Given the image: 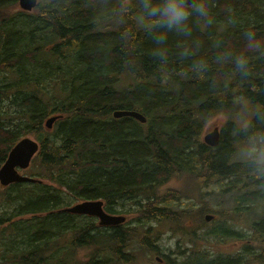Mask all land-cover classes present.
<instances>
[{
	"label": "trees",
	"instance_id": "16d2710c",
	"mask_svg": "<svg viewBox=\"0 0 264 264\" xmlns=\"http://www.w3.org/2000/svg\"><path fill=\"white\" fill-rule=\"evenodd\" d=\"M122 2L40 0L33 15L9 17L5 8L15 1L0 0V20L7 21L0 31V71L19 74L0 80V166L15 141L31 133L41 141L32 171L50 180L14 183L7 188L13 196L0 195L19 213L14 218L23 217L12 221L0 214V241L7 240L0 253L16 249L18 237L21 247L6 263L134 264L127 248L135 240L151 254L159 252L152 246L159 225L172 223L174 232L193 238L197 225L186 218L202 220L203 210L173 208L182 197L187 207L197 204L193 191L206 195L205 187L227 179L219 190L227 193L243 183L235 217L241 205L264 201V169L237 158L240 141L264 134V52L250 51L245 35L251 30L264 41V0H207L208 17L193 16L187 33L142 27L135 18L139 0H127L131 11L124 14ZM163 32L167 39L158 44ZM47 42L53 43L49 51ZM226 53L232 55L218 59ZM242 53L250 58L247 74L234 65ZM201 62L202 70L196 67ZM246 102L254 114L241 127L231 117ZM117 109L139 110L147 121L114 118ZM53 113L64 117L49 131L44 121ZM219 113L229 120L219 144L209 146L201 131ZM172 173L185 175L187 191L155 195ZM66 191L105 200L110 212H117L111 205L131 201L140 216L126 226L101 227L91 217H81L79 225V217L59 211ZM261 219L251 223L252 242L236 256L185 264H264ZM149 220L156 225L147 226ZM144 232L156 238L147 242ZM78 247L89 251L80 260Z\"/></svg>",
	"mask_w": 264,
	"mask_h": 264
},
{
	"label": "rangeland",
	"instance_id": "374dc122",
	"mask_svg": "<svg viewBox=\"0 0 264 264\" xmlns=\"http://www.w3.org/2000/svg\"><path fill=\"white\" fill-rule=\"evenodd\" d=\"M20 10V7L14 6L10 8L9 12L10 14H15ZM5 22L4 19L0 20V24H3ZM6 23L3 24L2 27H0L1 34H3L4 26ZM220 29H223L221 27ZM37 41V40H35ZM34 41V42H35ZM45 41V40H42ZM48 42H54L52 39ZM47 42V43H48ZM35 46V45H34ZM13 71V72H11ZM5 72V74H4ZM19 75L15 69H9L8 72L6 71H0V80L3 82H7L8 79ZM8 78V79H6ZM60 95H63L62 92H59ZM58 101L57 98H53L52 102ZM246 107L250 108L246 115L242 116L241 120L242 123L247 126V123H249L250 118L253 116V106L248 104ZM252 111V112H251ZM237 113H234L233 116H236ZM229 120V116L223 113H219L216 115L210 122H212V125L216 123H220V126H223L227 121ZM210 125V127L204 131L211 130L213 127ZM204 129V128H203ZM202 129V131H203ZM201 131V135H202ZM203 133V135H204ZM201 137V136H200ZM202 139V138H201ZM220 139H221V131H220ZM242 143L240 144L239 148L237 149V158L240 160H243L240 157V147ZM28 174H31V171L28 169L25 171ZM174 173L167 178L164 179V181L154 189V194L157 196H163L166 193L171 192L172 189H178L182 191L184 188L189 187V184L185 182L182 178H176L173 177ZM227 179H225L222 182V185L225 183H228ZM222 185H216L215 183L210 184L208 187L204 188V191H208L210 193L203 195L200 194L197 191H193L191 196L194 198L195 204L193 207H187L183 204L182 200H185V197H182V200L176 201V204L173 206L174 209L177 208H185L189 209L191 211H200L199 209L203 210L204 214L213 213L215 214V218L210 221L206 222L204 218L202 220L196 219L194 222L190 217L186 218V222L190 225H197L196 234L192 237H184L183 235L174 232L171 229V226H174L172 223L170 225H167L166 227L163 225H159L157 227V232L160 231V237L159 239H155L156 236L154 234H148L144 232L145 240L148 242L152 239H155V244L152 246H157L158 251L162 254H168L170 256L169 260L172 264H185L186 262H191L194 260H198V258H201L202 260H217L219 257L222 256H231V254H234L236 252H240L244 248L245 245L252 242V231H251V223H257L261 221V217L264 216V201L258 202L254 200L249 208L240 207L239 214H236V217L234 218L233 211L238 207V202L236 200V196L239 194L240 189H244L246 185L242 183V186L236 187L235 189H231L227 193H221L219 192L220 187ZM12 189H10L11 191ZM9 191V192H10ZM6 193V197L8 195L13 196V193ZM12 192V191H11ZM245 191H241L243 193ZM65 198L63 206L66 205L70 206L77 200L71 193L68 191L65 192ZM6 198V199H7ZM204 198V200H203ZM8 200V199H7ZM260 200V199H259ZM6 201H0V214L4 217L12 216L13 213L15 215H19V213L14 212V205L12 204H6ZM113 210L118 209H126L130 210L136 209L137 216H140L139 208L134 205L131 201H125L124 204H115L110 206ZM125 214V213H122ZM127 215V221L131 218L129 214ZM246 222L244 223V221ZM78 223V222H77ZM82 222L80 221L78 224L80 225ZM146 224L155 226L156 221L155 220H149L145 221ZM199 223H202L203 226H201ZM155 224V225H154ZM169 224V223H168ZM232 232L237 238H234L233 235H231L228 231ZM141 231V230H140ZM216 231V234L214 233ZM222 237L219 238L218 236ZM243 235L242 239H239L240 235ZM142 235V233L140 234ZM19 238V237H18ZM16 240V243L14 244L16 249H13V251H20L21 247L18 246L17 242L20 240ZM196 244V248L200 250V254H197V252L193 249V246ZM195 247V246H194ZM188 248H191L190 250ZM183 252V253H182ZM238 252V253H239ZM87 253V250L84 248H78L75 256L77 259H81L83 255ZM136 257H137V264H156L154 258L155 255L151 254L150 252L146 251L143 248H139L136 250ZM150 257V259H149ZM134 263V262H131ZM135 264V263H134Z\"/></svg>",
	"mask_w": 264,
	"mask_h": 264
},
{
	"label": "clouds",
	"instance_id": "9594fccd",
	"mask_svg": "<svg viewBox=\"0 0 264 264\" xmlns=\"http://www.w3.org/2000/svg\"><path fill=\"white\" fill-rule=\"evenodd\" d=\"M139 12L136 13L137 23L142 27H160L167 31L187 33L188 25L193 16L207 18L209 15L207 0H139ZM131 11V5L124 0L121 3L119 12L121 14ZM247 48L254 52H264V41L256 37L255 32H246ZM167 39V33L163 32L156 36L158 44ZM157 54L163 56L164 50L158 49ZM226 53L218 57L224 60L231 56ZM235 69L242 74L249 70L250 58L246 54H238L233 57ZM202 70L204 65L201 62L196 66ZM240 157L258 168L264 169V134H254L247 138L240 147Z\"/></svg>",
	"mask_w": 264,
	"mask_h": 264
},
{
	"label": "water",
	"instance_id": "95a60500",
	"mask_svg": "<svg viewBox=\"0 0 264 264\" xmlns=\"http://www.w3.org/2000/svg\"><path fill=\"white\" fill-rule=\"evenodd\" d=\"M191 2V0H189ZM37 3V0H20V4L25 9H32ZM115 118L123 116H131L137 120L145 123L147 121L146 116L137 110H115L113 112ZM57 117H50L46 120V126L51 128ZM219 128L216 126L212 131L205 134L204 139L206 143L216 146L219 141ZM39 150V143L30 138L25 137L21 139L9 152L6 161L0 168V181L2 185H9L14 182H25V181H41L40 179L32 178L21 174L18 171V166L27 168L30 165L31 159L34 154ZM63 210L79 213L89 214L99 217V223L101 225H117L125 222L126 215L110 214L104 209V201L97 200H86L74 204L73 206L64 208ZM213 215H206V220H211ZM159 257H157L158 259Z\"/></svg>",
	"mask_w": 264,
	"mask_h": 264
},
{
	"label": "bare ground",
	"instance_id": "6f19581e",
	"mask_svg": "<svg viewBox=\"0 0 264 264\" xmlns=\"http://www.w3.org/2000/svg\"><path fill=\"white\" fill-rule=\"evenodd\" d=\"M3 25V24H2ZM119 110V109H118ZM120 110H126V109H120ZM114 112V111H113ZM123 117H125V116H123ZM128 117H130V116H128ZM119 118H121V117H119ZM147 118V117H146ZM219 141H220V133H219ZM219 141H218V144H219ZM217 144V145H218ZM157 186V185H156ZM128 219V218H127Z\"/></svg>",
	"mask_w": 264,
	"mask_h": 264
},
{
	"label": "flooded vegetation",
	"instance_id": "af4514ba",
	"mask_svg": "<svg viewBox=\"0 0 264 264\" xmlns=\"http://www.w3.org/2000/svg\"><path fill=\"white\" fill-rule=\"evenodd\" d=\"M6 22H7V21H5L4 23H6ZM4 23H3V24H4ZM2 26H3V25H2V24H0V27H2Z\"/></svg>",
	"mask_w": 264,
	"mask_h": 264
}]
</instances>
